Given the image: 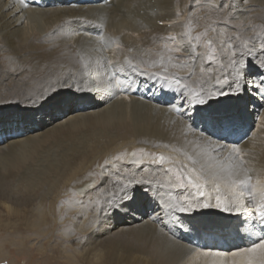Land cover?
I'll list each match as a JSON object with an SVG mask.
<instances>
[{"label": "bare ground", "instance_id": "bare-ground-1", "mask_svg": "<svg viewBox=\"0 0 264 264\" xmlns=\"http://www.w3.org/2000/svg\"><path fill=\"white\" fill-rule=\"evenodd\" d=\"M99 1L0 0V53L8 59H0V124L13 113L8 123L17 126L0 137V224L42 229L54 217L75 235L82 228L83 261L96 264H192L199 256L221 263L227 255L262 264L264 249H249L264 243V89L227 96L217 90L231 83L228 57L236 45L264 41V1L229 0L221 9V0H207L195 28V0H112L110 8ZM207 34L218 48L213 63L198 47ZM128 60L179 78L177 91L165 94ZM180 91L216 95L189 105ZM49 108L54 113L36 116ZM220 108L233 116L214 123ZM112 160L116 175L105 176L95 218L83 208H59L89 194L97 184L94 165L104 163L107 172ZM245 172L252 195L245 191L243 204L230 203L227 212L214 207L235 200L231 180ZM188 176L203 184V202L192 199L194 189L182 196ZM124 192L131 195L120 200ZM78 216L84 221L74 223ZM230 227L232 237L224 236ZM211 235L230 249H207L213 244L204 237ZM197 241L202 249L195 252Z\"/></svg>", "mask_w": 264, "mask_h": 264}, {"label": "rangeland", "instance_id": "rangeland-1", "mask_svg": "<svg viewBox=\"0 0 264 264\" xmlns=\"http://www.w3.org/2000/svg\"><path fill=\"white\" fill-rule=\"evenodd\" d=\"M54 2H56V0H54ZM111 2L112 0H106V1L104 0V2L99 1L98 5L110 8L109 5ZM73 3H76V1ZM207 3H208L207 0H195L194 2L195 5L193 6V10H192V15L195 18L192 21L193 28L197 27L196 20H199L201 18V13H202V10L200 9L201 4L205 5ZM211 40H212L211 34H207L205 35L203 40L198 43V47L202 46L206 52L213 55L209 57L211 59L207 58L208 63L210 62L213 63V61L216 60L215 57H217L218 55L217 46L213 42H211L210 45L208 44V42ZM221 41H222V38L219 39V42ZM0 59L4 63L7 62L8 59L6 57V53H0ZM71 101H74V100H71ZM69 107H67L66 109H63L59 114L61 113H64V115L68 114L70 112ZM43 113H47V115H51L52 113H54V109L53 108L44 109L43 111L36 113V116L46 115ZM232 114H233V109L228 110V109L220 108L214 111L213 113L214 121L213 122L217 123V121L218 122L224 121L227 118L233 116ZM13 116H14L13 113H9L7 115L1 116V119H3L6 123L2 124L1 122L0 124V137L5 136L7 133L13 130H16L12 128L14 126L17 127L15 124L12 125L11 123H8L12 121V119H15ZM93 143L94 142H90V144H93ZM115 162H116L115 160H112L110 162L111 166L109 163H107L111 167L110 168L111 170L106 172L105 164L104 163L102 164V162L100 163L98 161V163L94 165L95 170H96V175L95 177L93 176L92 178V180L97 183L95 184L94 189L91 190L90 193L87 194L85 197L84 196L79 197L80 200L76 201L74 204L73 203L71 204L70 199L69 200L64 199L62 203L58 204L59 208H66L67 206H73L74 208H81V209L83 208L86 210L85 215L88 216L87 219L95 218L96 215L102 210V203H101L100 195L103 193L102 185L104 184V180H106L105 176L108 175L109 177L114 178V176L116 175V170H114L116 169ZM123 165L121 166V168H125ZM118 167L120 166L118 165ZM191 178L194 183H197L195 181L197 180L195 177H191ZM251 180H252V177H251ZM203 188L198 190L196 188L191 187V185L187 182L185 183L184 187L180 188V191L183 196V194L185 195L186 192H189L191 189L192 190L194 189L193 190L194 194L192 192H189L192 195V199L194 197V199H198L199 201L203 202L205 196L204 195L201 196L199 194V192L203 190ZM45 189L42 187V188H39L38 191L39 193L42 192V195H44L46 193ZM26 195H29V192L27 194H24V196ZM62 197L64 198L66 196L63 194ZM50 201L51 199H48L47 202H50ZM51 219L54 225L49 226V227L45 226L42 229L31 228L28 230L26 227L20 224H17V226H11V225L4 226L3 224H0V264H96L94 260H90L89 262H86L85 260L83 261L84 258H83L82 253L86 246V243H85V235H84L85 233L81 232L82 228L77 229L75 232L77 234L75 235L73 233L68 232L66 229H64V227L61 225L63 222H60V223L57 222L56 218L54 217H51ZM83 221H84L83 216L82 217L78 216L76 219L73 220L74 223H80ZM194 228L196 230L195 232H202L201 229H204V228H201L199 225L198 226L195 225ZM209 229L215 230L214 227H211ZM225 231H226L225 234L227 235H224V236L232 237V235L230 234V232L232 231L231 227L225 229ZM199 238H200V234L198 235L197 233L195 235V239L199 240ZM204 240L211 241V243L213 244V245H210L209 247L207 246V249L209 250L218 249V251L219 250L221 251L224 249L223 251H225L226 249H230V247L226 248L220 244L218 246L217 244L220 242V240L218 238H215L213 235L209 237L205 236ZM197 242L199 243V246L196 247L195 252H198L199 250L202 249L200 246V241H197ZM228 251L229 250H227L226 252ZM238 257L239 256L234 257V256L227 255V257L223 259L222 261L223 263L222 262L220 263L216 260H211L210 258L205 260L203 259V257L199 256L196 262L192 264H249L248 260L243 261L244 260L243 259L239 261L241 257L240 258Z\"/></svg>", "mask_w": 264, "mask_h": 264}, {"label": "snow or ice", "instance_id": "snow-or-ice-1", "mask_svg": "<svg viewBox=\"0 0 264 264\" xmlns=\"http://www.w3.org/2000/svg\"><path fill=\"white\" fill-rule=\"evenodd\" d=\"M236 3L243 4L245 0H235ZM229 5V0H221L219 7L223 9L224 7H227ZM26 6V5H25ZM161 24L164 23L163 20L160 21ZM169 41H175V37L169 36L167 38ZM197 41L200 39L199 37L195 38ZM189 48H192L191 41H188ZM208 44H211V41L208 42ZM228 47L232 49V44L229 43ZM176 51H181V49L177 48ZM194 51L187 52V55L190 57L194 55ZM179 58V57H178ZM211 59V58H209ZM229 67L232 68V72L229 73V76L226 77V79L231 80V83L228 84L227 89H218L219 96H227V95H239L244 92L245 88L248 86H254L257 88V90L264 89V41H261L259 45H257L256 42H252L251 46H248L244 43L237 44L236 48L232 50L231 54L228 57ZM128 67L134 71V73L146 77L148 79L154 80V85L156 86L159 84L160 90L162 92H173L175 93L177 91L176 85H179L181 83V80L179 78H173L169 79L167 75H160L159 73H149L145 69H141L138 65L133 64L131 60L127 61ZM250 74H254L260 78L259 83L257 84L255 81H251L249 79ZM113 77H115L116 73L113 72ZM173 80L175 83H173ZM217 83H220L219 80H217ZM63 87L65 88H75V85L68 84L67 81L63 83ZM80 90V89H77ZM216 95V93H208L207 95H202L198 91H192L191 93H188L186 91H180L179 96L183 98L184 103H187L189 105H205L208 103V99L210 96ZM177 97L173 96V100H175ZM171 103V102H169ZM183 106V105H181ZM233 153L239 155L240 149L233 147L231 150ZM161 161L164 160V157H159ZM243 164V159L241 158V171ZM233 175H236V173H233ZM197 179H199L197 177ZM251 177L247 175V173H244V178L241 179H232L231 180V187L233 189V196L235 197L234 201H228V200H218L217 204L214 205V207L221 208L223 211H230L229 208L230 203H236V204H243L242 195L245 191H248V194L252 195V185L250 183ZM188 183L191 185V187L196 189H202L203 184L202 183H194L192 178H188ZM127 185H122V188H127ZM239 189V191H237ZM199 194L202 196L203 191H200ZM131 194L129 192H124L123 195L119 197L120 200H123L125 196H130ZM264 199V198H262ZM203 207H208L207 204H203ZM261 208L264 209V203H261ZM260 220L264 222V211L260 212ZM256 247L264 249V243H260L258 246H254L253 248L249 249V251H255ZM264 264V262H262Z\"/></svg>", "mask_w": 264, "mask_h": 264}]
</instances>
